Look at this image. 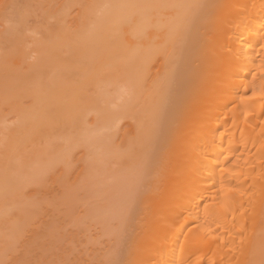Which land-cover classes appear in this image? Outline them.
<instances>
[{"label":"bare ground","instance_id":"1","mask_svg":"<svg viewBox=\"0 0 264 264\" xmlns=\"http://www.w3.org/2000/svg\"><path fill=\"white\" fill-rule=\"evenodd\" d=\"M43 1L0 0V236L53 177L135 206L121 264H264V0Z\"/></svg>","mask_w":264,"mask_h":264},{"label":"rangeland","instance_id":"2","mask_svg":"<svg viewBox=\"0 0 264 264\" xmlns=\"http://www.w3.org/2000/svg\"><path fill=\"white\" fill-rule=\"evenodd\" d=\"M38 1H40V0H38ZM45 1V0H44ZM43 1V2H44ZM83 2H84V0H82ZM121 1V0H120ZM124 1V0H123ZM125 1H127V0H125ZM131 1V0H130ZM135 0H133V2H134ZM138 1V0H137ZM83 2H81V4L83 3ZM132 2V1H131ZM84 3H87L86 2V0H85V2ZM83 3V4H84ZM128 3H129V1H128ZM140 3V2H139ZM141 3H143V1L141 2ZM105 4H107V3H105ZM109 4H111V3H109ZM119 4V3H118ZM134 4V3H133ZM85 5V4H84ZM137 5V4H136ZM138 5H140V4H138ZM103 6V5H102ZM107 6V5H106ZM105 5L103 6V8H105L106 7ZM116 6V5H115ZM107 8V7H106ZM105 8V9H106ZM109 8V7H108ZM107 8V9H108ZM111 8V7H110ZM101 10H103L102 8H100ZM114 9V8H113ZM139 9V8H138ZM101 10H98L96 13L97 14H99V17H98V19H100V18H102V17H104L105 15H104V13H106L107 11H104V13H103V11H101ZM108 11H113L112 10V8L110 9V10H108ZM73 12H76V11H73ZM113 12H115V11H113ZM38 14H39V12H37ZM95 13V14H96ZM108 13V12H107ZM72 14V13H71ZM76 14L77 13H73V15H71L72 17L73 16H76ZM100 14H101V16H100ZM109 15V14H108ZM106 16H107V14H106ZM106 16L104 17V18H106ZM96 17H97V15H96ZM51 22H54V21H52V19L50 20ZM77 151V152H76ZM82 152V150L80 151V149H79V151H78V149H76L75 150V154L76 153H81ZM83 153V152H82ZM78 155V154H77ZM81 155V157L83 156L82 154H80ZM79 155V156H80ZM78 156V157H79ZM81 157L80 158H78V160L77 161H79V159H81ZM74 158H77V156L75 155V157ZM76 161V162H77ZM73 162H74V159H73ZM80 162V161H79ZM78 162V163H79ZM81 163V162H80ZM74 166H75V164H73ZM78 165V170L79 169H81V168H79L80 167V165L79 164H77ZM84 164H83V162H82V166H83ZM73 167V166H72ZM77 167V166H76ZM75 167V168H76ZM57 170V171H56ZM56 170H52V171H55V174L58 172V170L59 169H56ZM78 170H73V171H77L78 172ZM51 171V172H52ZM72 171V172H73ZM53 173V172H52ZM74 173V172H73ZM59 174V173H58ZM48 175V174H47ZM50 175V174H49ZM57 175V174H56ZM56 175H55V177H56ZM72 175V174H71ZM73 175H75V173L73 174ZM73 175L71 176V179H69V182L71 181V182H73L72 181V179H73ZM52 176H54V175H52ZM51 176V177H52ZM58 176H60V175H58ZM57 176V177H58ZM57 177L55 178V179H57ZM65 177V176H64ZM63 177V178H64ZM66 177H67V175H66ZM45 178V179H44ZM47 178H48V176H47ZM50 178V177H49ZM47 179V181H49L50 179ZM59 178H61L60 180H62L63 178L62 177H59ZM68 178H70V177H68ZM67 178V179H68ZM41 179H44V181L46 180V176L44 175L43 176V178H41ZM40 179V180H41ZM66 179V180H67ZM52 182H43V184H42V186H44V188H47V191H46V189H44V188H42V191L40 190V193H38L39 194V196H38V194H36L37 195V199H40V198H45V197H47V195H48V199L46 200V198H45V200L44 199H41V201H40V205L38 204L37 206L36 205H32V206H35V207H32L30 204H33V203H31V202H34V201H29L28 203H29V205L30 206H27L26 207V209H24L23 211H24V213H21V214H23L22 216V218L24 219H22L25 223H26V226H23L25 223L21 220L20 222H19V225H18V222L16 221V224L18 225L17 227H19V228H22V229H17L16 228V224L14 225V229H16V233H14L13 234V229L11 230V231H9V234H11V232H12V237H11V235H9V237L8 238H5V237H7L6 235H8V233L7 234H4V233H1L2 235L4 234V236H3V238H4V240H3V238L0 240L3 244H4V242H5V244H7L6 245V247L5 248H3V245H1L0 244V246H2V248H0V249H2V251L0 250V252H2V254H0V264H82L83 263V261L85 262V263H83V264H95L96 262V264H107V262L109 263V264H115L116 262H117V260H118V262H119V264H121V262H120V260H122L123 259V257H124V254H125V247H126V245H127V243H128V237L130 236V234H131V232H132V229H130V228H132V227H129V225H128V223L130 224H134V222H135V219H133V220H131L132 218H135V216H134V214H135V209H133L135 206H133V207H131L130 208V206H128L127 207V205H125V206H123L122 207V210L123 211H120L121 212V214H122V212H123V216L119 213V211L116 213V215H115V217L111 220V222L109 223V222H106V224H105V226L107 225H109L108 227H104V225H102L101 226V223H97V219L95 220V217H93V219L90 217V215H87V211H86V207H85V211H83L84 212V216H82L83 218H87V220H85L84 221V219H82V217L79 215V214H81L82 215V213L83 212H81V210H83L84 209V207H81L80 208V205L82 206V204L81 203H83V198H82V196H83V194L81 193V191H79L80 193H79V197H77L75 194H74V198H76L77 197V202L80 200V201H82L80 204L79 203H77V202H75V203H77L75 206H72V209H73V211L74 212H72V215H68V212H70L69 210H66L65 211V209L67 208H69V206H67V204H65V206H64V204L63 203H65L64 202V198H61L62 197V195L63 194H65L66 192H64V191H66V189H67V187H69V186H65L66 187V189L63 191L62 190V188L64 187L63 185H66V184H64V182H65V180H62V181H64L63 183L62 182H56V181H54V179H53V177H52ZM59 180V181H60ZM43 181V180H42ZM51 181V180H50ZM55 182H56V184H55ZM67 182H68V180H67ZM50 183H53V184H50ZM40 184H41V181H40ZM48 184H49V186H48ZM54 184H55V187H54ZM63 184V185H62ZM47 187H46V186ZM50 185H52V186H50ZM68 185H70L69 183H68ZM51 187V188H50ZM54 189H53V188ZM72 187V186H71ZM71 187H69V188H71ZM41 188V187H40ZM57 188V189H56ZM68 188V189H69ZM36 189V188H35ZM43 189L45 190V191H43ZM53 189V190H52ZM128 189V188H127ZM49 190H51V191H49ZM38 191H39V189H38ZM130 190H127V192H129ZM31 192V191H30ZM37 192V191H36ZM35 192V193H36ZM42 192H45V193H47V194H45V193H43L42 194ZM78 192V191H77ZM48 193H50V194H48ZM34 194V193H33ZM41 194V195H40ZM56 194V195H55ZM62 194V195H61ZM84 194H85V191H84ZM36 195H34V196H36ZM55 197H54V196ZM50 196H52V197H50ZM85 196H86V194H85ZM54 197V199H55V201L56 202H54L53 203V201H54V199L51 201V198H53ZM56 197H58L57 198V200L58 201H61L60 199H62L63 200V202L61 203V204H59V202L56 200ZM63 197H65L64 195H63ZM81 197V198H80ZM36 198L34 199L33 197H32V199L31 200H35V201H37L36 200ZM50 198V199H49ZM60 198V199H59ZM86 198H88L87 196H86ZM90 198V197H89ZM92 198V197H91ZM73 199V198H72ZM48 200L51 202H48ZM74 200H76V199H74ZM86 200V202H87V200L88 199H85ZM39 201V200H38ZM45 201V202H44ZM79 201V202H80ZM89 201H91L90 199H89ZM49 203V204H48ZM56 203V204H55ZM57 203L59 204V206H62V204H63V206L62 207H56V206H58L57 205ZM85 203V202H84ZM83 203V204H84ZM35 204H36V202H35ZM52 204H53V206H52ZM89 204V203H88ZM46 205H48V207H46ZM55 205V206H54ZM86 205H87V203H86ZM85 205V206H86ZM41 206V207H40ZM67 206V207H66ZM84 206V205H83ZM92 206V204H90V207ZM31 207V208H30ZM38 207V209H35V208H37ZM87 207H89L88 205H87ZM40 208H42V209H40ZM83 208V209H82ZM30 209H31V211H30ZM69 209H71V208H69ZM34 210V211H33ZM119 210H120V208H119ZM27 211H28V213H27ZM20 212H22V211H20ZM31 212V213H30ZM36 212V213H35ZM30 213V215H28ZM34 215H33V214ZM74 213V214H73ZM79 213V214H78ZM134 213V214H133ZM16 214H19V213H16ZM16 214H11V218H13V220H14V216H16ZM36 214V215H35ZM38 214V215H37ZM71 214V213H70ZM127 215V216H125V218L126 219H128L129 218V220L127 221V223H126V225H125V218H124V215ZM77 215H78V217L80 216V218L81 219H76V222H74L73 220L77 217ZM87 215V216H86ZM27 216V217H26ZM32 218H31V217ZM76 216V217H75ZM129 216V217H128ZM7 217H8V215H7ZM6 217V218H7ZM28 217H29V219H28ZM35 217V218H34ZM90 217V219H91V222H90V219H88ZM132 217V218H131ZM9 219V218H7V219H9L7 222L9 223V222H11V221H13L12 219ZM17 218V217H16ZM26 218L28 219V220H26ZM31 218V219H30ZM74 218V219H73ZM6 219V220H7ZM37 219V220H36ZM124 219V220H123ZM19 220V219H18ZM26 220V221H25ZM93 220V221H92ZM98 220H99V218H98ZM110 220V219H109ZM108 220V221H109ZM81 221H83L82 223H84V224H82L81 223ZM94 221H96V223L94 222ZM132 221V222H131ZM14 222V221H13ZM28 222V223H27ZM32 222V223H31ZM98 222H102V224H103V221H98ZM15 223V222H14ZM34 223V224H33ZM107 223H109V224H107ZM10 224V223H9ZM13 224V223H12ZM23 224V225H22ZM100 224V225H99ZM131 224H130V226H131ZM8 225V224H7ZM6 225V226H7ZM21 225L23 226V227H21ZM29 227H28V226ZM128 225V226H127ZM9 226V225H8ZM126 226L128 227L127 229H126ZM13 228V227H12ZM105 228V229H104ZM109 231V232H107V230ZM125 229H126V231H125ZM106 230V231H105ZM129 230H130V232H129ZM22 231H24L23 233H22ZM106 232V233H105ZM20 233V234H19ZM130 233V234H129ZM0 234V235H1ZM17 234V235H16ZM18 234H19V236H20V238L18 237ZM127 234V235H126ZM127 236V237H126ZM126 237V238H125ZM131 237V236H130ZM11 238H15L14 240H12ZM124 239V240H123ZM127 239V240H126ZM126 240V241H125ZM126 242V244H125V242ZM9 242L11 243V244H9ZM117 242H119V244L117 243ZM113 245H112V244ZM116 243V244H115ZM13 244V245H12ZM123 244L125 245V247H123ZM107 245V246H106ZM110 245V246H109ZM112 245V246H111ZM117 245V246H116ZM5 246V245H4ZM10 246V247H9ZM120 246V247H119ZM109 247V248H108ZM112 247H114L113 249H112ZM121 247L122 248H124V249H122L121 250ZM102 248H106L105 249V251L102 249ZM108 248V249H107ZM117 248V250H115ZM100 249H102V252L100 251ZM110 249V250H109ZM4 250V251H3ZM96 250H99V252L98 251H96ZM115 251V253H114V251ZM91 251H94L93 252V255H92V253H91ZM104 251V252H103ZM110 251V252H109ZM111 251H113L112 253L114 254H112L111 255ZM118 251V252H117ZM120 252V253H119ZM94 253H96V254H101V255H96V254H94ZM108 253H110V260L108 261V260H106L107 259V254ZM116 253H117V255H116ZM119 253V254H118ZM122 255V258H120L121 256H118V255ZM3 256V257H2ZM96 256H99L98 257V259H97V257ZM106 258H105V257ZM109 257H108V259H109ZM112 257L114 258V260L112 259ZM80 258H81V261H80ZM102 258V259H101ZM105 260H104V259ZM118 258V259H117ZM93 259V260H92ZM112 259V260H111ZM117 259V260H116ZM99 261V263H98V261ZM100 260L102 261V262H100ZM77 261H78V263H77ZM106 261V262H105ZM111 261H113V262H111ZM114 261H115V263H114ZM80 262V263H79ZM116 264H118V263H116Z\"/></svg>","mask_w":264,"mask_h":264}]
</instances>
